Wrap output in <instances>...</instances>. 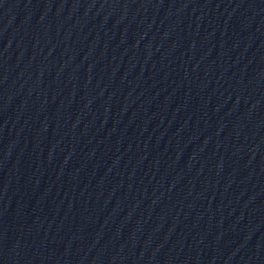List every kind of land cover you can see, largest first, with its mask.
<instances>
[{"label": "water", "instance_id": "1", "mask_svg": "<svg viewBox=\"0 0 264 264\" xmlns=\"http://www.w3.org/2000/svg\"><path fill=\"white\" fill-rule=\"evenodd\" d=\"M0 264H264V0H0Z\"/></svg>", "mask_w": 264, "mask_h": 264}]
</instances>
